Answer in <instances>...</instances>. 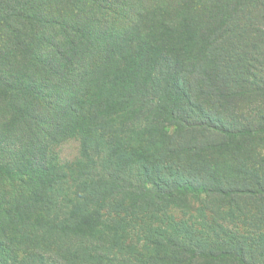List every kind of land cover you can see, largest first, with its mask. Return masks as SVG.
<instances>
[{
    "label": "trees",
    "instance_id": "obj_1",
    "mask_svg": "<svg viewBox=\"0 0 264 264\" xmlns=\"http://www.w3.org/2000/svg\"><path fill=\"white\" fill-rule=\"evenodd\" d=\"M0 264H264V0H0Z\"/></svg>",
    "mask_w": 264,
    "mask_h": 264
},
{
    "label": "rangeland",
    "instance_id": "obj_2",
    "mask_svg": "<svg viewBox=\"0 0 264 264\" xmlns=\"http://www.w3.org/2000/svg\"><path fill=\"white\" fill-rule=\"evenodd\" d=\"M61 149V156L65 161L71 160L79 154V145L75 141L66 143Z\"/></svg>",
    "mask_w": 264,
    "mask_h": 264
}]
</instances>
